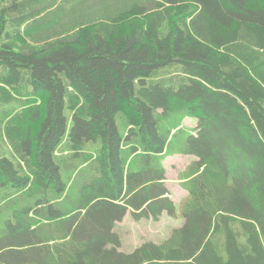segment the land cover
Listing matches in <instances>:
<instances>
[{
  "label": "trees",
  "instance_id": "1",
  "mask_svg": "<svg viewBox=\"0 0 264 264\" xmlns=\"http://www.w3.org/2000/svg\"><path fill=\"white\" fill-rule=\"evenodd\" d=\"M0 264H264V0H0Z\"/></svg>",
  "mask_w": 264,
  "mask_h": 264
},
{
  "label": "rangeland",
  "instance_id": "2",
  "mask_svg": "<svg viewBox=\"0 0 264 264\" xmlns=\"http://www.w3.org/2000/svg\"><path fill=\"white\" fill-rule=\"evenodd\" d=\"M196 125V119L187 118L184 120V128L192 130ZM193 157L175 155L166 157L164 165L166 167V187L170 193V199L175 204V214L170 215L163 212L157 221L151 219L135 220L127 212L118 223L121 233V249L130 252L143 242L152 241L159 244L166 240L173 229L179 228L183 224V218L180 212V200L185 196V191L178 184V174L182 171Z\"/></svg>",
  "mask_w": 264,
  "mask_h": 264
},
{
  "label": "bare ground",
  "instance_id": "3",
  "mask_svg": "<svg viewBox=\"0 0 264 264\" xmlns=\"http://www.w3.org/2000/svg\"><path fill=\"white\" fill-rule=\"evenodd\" d=\"M170 195L168 194V197H169Z\"/></svg>",
  "mask_w": 264,
  "mask_h": 264
}]
</instances>
